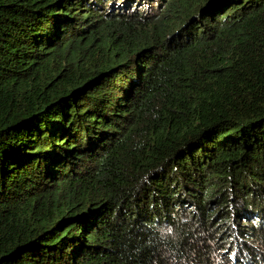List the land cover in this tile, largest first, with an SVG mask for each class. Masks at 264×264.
Here are the masks:
<instances>
[{
	"label": "trees",
	"instance_id": "1",
	"mask_svg": "<svg viewBox=\"0 0 264 264\" xmlns=\"http://www.w3.org/2000/svg\"><path fill=\"white\" fill-rule=\"evenodd\" d=\"M0 264H264V0H0Z\"/></svg>",
	"mask_w": 264,
	"mask_h": 264
},
{
	"label": "rangeland",
	"instance_id": "2",
	"mask_svg": "<svg viewBox=\"0 0 264 264\" xmlns=\"http://www.w3.org/2000/svg\"><path fill=\"white\" fill-rule=\"evenodd\" d=\"M237 112H238V113H237ZM235 113H237L238 115H240V119H241L242 115H244L246 112L239 111V110H233V111L231 112V114H235Z\"/></svg>",
	"mask_w": 264,
	"mask_h": 264
}]
</instances>
